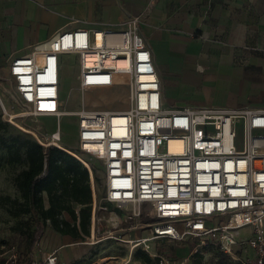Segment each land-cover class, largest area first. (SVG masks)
I'll return each mask as SVG.
<instances>
[{
	"label": "built area",
	"instance_id": "built-area-1",
	"mask_svg": "<svg viewBox=\"0 0 264 264\" xmlns=\"http://www.w3.org/2000/svg\"><path fill=\"white\" fill-rule=\"evenodd\" d=\"M138 21L133 16L124 26L60 30L31 45L8 65L15 100L34 117L65 115L64 55L76 56L79 94L127 89L125 109H88L81 99L71 111L78 125L74 153L60 146L59 127L49 137H36L88 170L91 239L97 209H106L95 196L89 159L96 158L103 165L101 201L118 209L109 213V221L123 225V209L129 207L134 222L128 226L136 229L142 206H148V235L128 241L130 254L140 246L156 256L151 242L194 238L196 245L216 247L237 264H264V108L164 107ZM243 228L249 230L246 236L239 234ZM45 264H59L55 251Z\"/></svg>",
	"mask_w": 264,
	"mask_h": 264
},
{
	"label": "crops",
	"instance_id": "crops-1",
	"mask_svg": "<svg viewBox=\"0 0 264 264\" xmlns=\"http://www.w3.org/2000/svg\"><path fill=\"white\" fill-rule=\"evenodd\" d=\"M133 16L164 107L264 108V0H0V72L57 31Z\"/></svg>",
	"mask_w": 264,
	"mask_h": 264
},
{
	"label": "rangeland",
	"instance_id": "rangeland-1",
	"mask_svg": "<svg viewBox=\"0 0 264 264\" xmlns=\"http://www.w3.org/2000/svg\"><path fill=\"white\" fill-rule=\"evenodd\" d=\"M62 59L64 65L60 95L63 109L67 113L60 116L59 120L49 115L34 117L26 114L25 108L15 100L12 82L8 75L0 72L2 84L0 98L4 106L9 111H13V119L5 115V109L3 117V108L0 103V264H5L8 260L22 254L30 255L33 264H45L49 255L54 251L59 264H122L128 260V264H237L230 256L216 247L196 245L199 242L194 238L151 242L156 256H154V250L149 249L148 253L143 249L144 247L140 246L135 247L130 254L131 243L128 241L141 233L144 234L143 236L148 235L146 225H144L148 220L146 216L148 206H142L139 225L136 229L129 228V224L134 222V218L128 217L132 211L129 207L123 209L121 218L123 225L117 223L115 226V221H109V213L114 210L118 213V209L101 201L105 191L103 165L96 158L89 159L93 167L95 196L97 204L106 206V209H97L98 221L95 224L93 238H90V233L88 236L78 238L61 235L51 229L49 223L46 222L39 240L29 244L28 233L34 226L30 215L13 213L14 200L20 199L19 192L13 184V178L23 168V164L4 162L5 145L12 144L17 135L36 140L35 133L30 127L36 130L40 138L49 137L51 132L59 127L60 146L77 150V117L71 111L80 107L81 99L85 103V108L88 109H125L129 104L128 91L122 86L118 89H94L87 91L84 95L79 94L76 79L78 71L76 56L64 55ZM248 232L246 228L239 230L241 236H246ZM143 254L148 256V263L142 260Z\"/></svg>",
	"mask_w": 264,
	"mask_h": 264
},
{
	"label": "trees",
	"instance_id": "trees-1",
	"mask_svg": "<svg viewBox=\"0 0 264 264\" xmlns=\"http://www.w3.org/2000/svg\"><path fill=\"white\" fill-rule=\"evenodd\" d=\"M5 147L6 164H23L13 178L20 197L14 200L13 213L30 215L34 226L28 233L29 244L39 240L46 222L61 235L88 236L92 195L86 167L59 147H44L19 135ZM141 258L149 262L147 255ZM5 264H33V259L22 254Z\"/></svg>",
	"mask_w": 264,
	"mask_h": 264
},
{
	"label": "bare ground",
	"instance_id": "bare-ground-1",
	"mask_svg": "<svg viewBox=\"0 0 264 264\" xmlns=\"http://www.w3.org/2000/svg\"><path fill=\"white\" fill-rule=\"evenodd\" d=\"M7 88V87H6ZM0 103H1V105L4 107V109H5V115L7 116V117H11L12 119H13V117H12V115H13V111H9L5 106H4V104L2 103V100H1V98H0ZM21 114V113H20ZM15 116H18L19 114H14ZM3 117H4V110H3ZM9 117V118H10ZM5 119V118H4ZM6 120V119H5ZM17 123H19L17 120H15ZM59 123V122H58ZM21 125V124H20ZM21 126H23V125H21ZM29 127V126H28ZM31 128V131L32 132H34L35 133V136L37 137V138H39L40 139V137L38 136V133L36 132V130L35 129H33L32 127H30ZM62 148H64L65 150H67V151H69V152H72V153H74V151L73 150H71V149H69V148H67V147H62ZM132 212H133V210L129 213V215H128V217L129 218H133V216H132ZM117 221H115V226H117ZM130 255V254H129Z\"/></svg>",
	"mask_w": 264,
	"mask_h": 264
}]
</instances>
